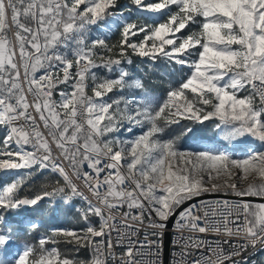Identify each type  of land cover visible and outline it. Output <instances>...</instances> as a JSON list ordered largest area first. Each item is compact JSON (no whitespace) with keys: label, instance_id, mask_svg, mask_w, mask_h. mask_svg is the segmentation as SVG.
I'll use <instances>...</instances> for the list:
<instances>
[{"label":"snow or ice","instance_id":"obj_1","mask_svg":"<svg viewBox=\"0 0 264 264\" xmlns=\"http://www.w3.org/2000/svg\"><path fill=\"white\" fill-rule=\"evenodd\" d=\"M133 55L179 79L153 95ZM0 180V264H163L173 218L176 264H254L264 0H0Z\"/></svg>","mask_w":264,"mask_h":264},{"label":"rangeland","instance_id":"obj_2","mask_svg":"<svg viewBox=\"0 0 264 264\" xmlns=\"http://www.w3.org/2000/svg\"><path fill=\"white\" fill-rule=\"evenodd\" d=\"M121 3L122 4H125L127 3L125 0H121ZM125 15L127 16L128 13L125 12ZM142 14H133L132 15V19L133 20H137L138 16H140ZM138 22H144V21H138ZM93 35H100L99 33H93ZM104 35L107 36L108 38V43L109 44H114L116 43V41L119 39V36L117 34H114L112 32H109V33H105ZM101 38H104V36H101ZM132 60H133V63L129 66V65H124V67L126 68V70L129 72L130 76H133L137 79H140L139 78V66H141V64L143 63V61L140 59V58H137L135 55L132 56ZM101 73H103V70H100ZM139 129H136L135 130V133L134 134H138L139 133ZM133 134L131 133H123V137H129V136H132ZM206 135L207 137L211 138L214 133H213V130L211 128L207 129L206 131ZM182 143V146L184 147H187V148H192L194 147L195 145L191 142V141H188V142H183L181 141ZM202 144H207L208 141L207 140H204L201 142ZM219 146H223V144L219 145ZM248 147H251L252 149H258L260 147L259 143L258 142H248L247 146L245 144H240V143H237L235 144V146H233L232 144H229L228 145V150L233 152V154L237 155V156H243L247 153V148ZM78 206L80 203H77ZM74 214L75 213H72V214H69V215H65L64 213H62V226L61 228H64V227H67V228H79L81 227V224L78 223V219H76L74 217ZM76 219V220H75ZM260 261H262V263L264 264V253L262 254V258L260 259Z\"/></svg>","mask_w":264,"mask_h":264},{"label":"trees","instance_id":"obj_3","mask_svg":"<svg viewBox=\"0 0 264 264\" xmlns=\"http://www.w3.org/2000/svg\"><path fill=\"white\" fill-rule=\"evenodd\" d=\"M125 1L127 2V0ZM139 69H140L138 73L139 78L140 80L143 81L145 89L156 96H160L164 94L165 90L168 87L170 79L173 81L179 79L178 73L173 74L172 76H168L165 74V71L162 67H153L151 62L143 61L141 66H139ZM183 142L185 143L188 141L185 140ZM9 179H11V177H9ZM0 183H4V181L0 180ZM74 217L78 219L76 214H74ZM43 219H44V227L41 229V232H44L47 229L61 228L62 226V222H61L63 219L62 213L53 216H46ZM85 255L86 253H84L82 250L80 253L81 258H83ZM256 264H263V263L262 261H258Z\"/></svg>","mask_w":264,"mask_h":264},{"label":"built area","instance_id":"obj_4","mask_svg":"<svg viewBox=\"0 0 264 264\" xmlns=\"http://www.w3.org/2000/svg\"><path fill=\"white\" fill-rule=\"evenodd\" d=\"M58 98V97H57ZM37 183H39V181H37ZM204 199L206 201H215V200H223V199H228L232 202L237 201L239 198L234 197V196H208L207 198H201ZM79 202V201H78ZM175 222V219H173V222L171 224V226L168 227V229L166 231H170V240H169V252H168V264H176V261L179 259L178 256H176V253L179 252V248H174L173 247V241L176 239V232L175 229L173 227ZM165 231V233H166ZM185 235H187V233H185ZM206 239L209 240V242L215 246V243L218 239H220L219 237L216 236L215 233H209L207 234V236L205 237ZM113 239H115V233H113ZM165 234L163 237V253H162V259H163V264H165V259H164V254H165ZM225 248H227V245H224ZM117 253L120 252V249L117 248L116 249ZM264 252H259L258 254H256L255 256L252 257V262H254V264H256L258 261H260V259L262 258V254Z\"/></svg>","mask_w":264,"mask_h":264},{"label":"water","instance_id":"obj_5","mask_svg":"<svg viewBox=\"0 0 264 264\" xmlns=\"http://www.w3.org/2000/svg\"><path fill=\"white\" fill-rule=\"evenodd\" d=\"M208 196H222V195H219V194H206L204 197H201V198H207ZM253 199L254 201H261L257 198H251ZM264 202V201H262ZM174 219V218H173ZM173 219H170L169 222H168V225L171 226L172 222H173ZM169 240H170V231H166L165 233V254H164V259H165V264H168V252H169Z\"/></svg>","mask_w":264,"mask_h":264},{"label":"crops","instance_id":"obj_6","mask_svg":"<svg viewBox=\"0 0 264 264\" xmlns=\"http://www.w3.org/2000/svg\"><path fill=\"white\" fill-rule=\"evenodd\" d=\"M255 202H257V203H261L262 201H260V202H259V201H255Z\"/></svg>","mask_w":264,"mask_h":264}]
</instances>
